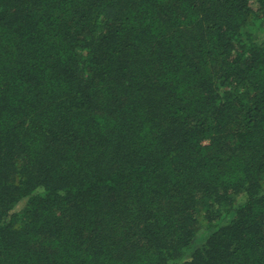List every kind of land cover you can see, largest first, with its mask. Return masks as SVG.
<instances>
[{"label":"trees","instance_id":"16d2710c","mask_svg":"<svg viewBox=\"0 0 264 264\" xmlns=\"http://www.w3.org/2000/svg\"><path fill=\"white\" fill-rule=\"evenodd\" d=\"M0 264H264V0H0Z\"/></svg>","mask_w":264,"mask_h":264},{"label":"rangeland","instance_id":"374dc122","mask_svg":"<svg viewBox=\"0 0 264 264\" xmlns=\"http://www.w3.org/2000/svg\"><path fill=\"white\" fill-rule=\"evenodd\" d=\"M24 207V202L17 207V211H20Z\"/></svg>","mask_w":264,"mask_h":264}]
</instances>
